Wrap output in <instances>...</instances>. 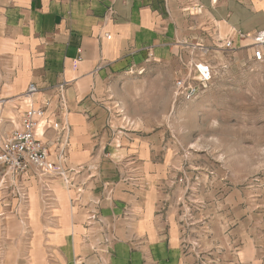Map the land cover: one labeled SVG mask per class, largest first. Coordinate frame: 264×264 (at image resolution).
Segmentation results:
<instances>
[{
	"label": "crops",
	"instance_id": "0c3cea01",
	"mask_svg": "<svg viewBox=\"0 0 264 264\" xmlns=\"http://www.w3.org/2000/svg\"><path fill=\"white\" fill-rule=\"evenodd\" d=\"M168 3L0 0V114L18 115L11 105L18 103L24 109L26 104L18 98L29 83H35L38 91L33 103L48 104L39 132L45 130L42 138L51 143L49 159L57 169L85 168L74 180L76 185L85 181L78 200L76 185L68 188L61 178L52 180L54 201L49 211L41 201L38 179L31 171L23 176L28 195L25 222L19 219L24 204H17L16 198L13 204L6 202L9 206L0 202V211L5 213L0 216V264H179L177 234L160 223L163 214L156 212L153 202L157 179L149 174L151 144L141 139L131 142L127 132H122L124 142H108L115 130L105 101L111 76L147 55L164 59L173 52L166 46L179 35L169 32L170 19L174 20L167 14ZM208 6V19L223 23L219 33L232 37L237 47L250 41L239 39L238 32L250 36L264 29V0L242 3L238 13L246 23L239 30L228 23L237 17L227 14L233 8L231 0H212ZM109 9L114 11L112 16H108ZM60 85L64 109L58 106ZM65 124L69 142L65 155L58 159L55 140L61 139ZM114 151L123 156L114 158ZM128 166H139L147 175L142 171V179H123V168ZM143 181L145 189L137 190ZM95 199L100 200L99 215L112 225L114 236L104 253H94V239L88 237L86 215ZM28 201L30 213L35 214L33 222L27 220Z\"/></svg>",
	"mask_w": 264,
	"mask_h": 264
},
{
	"label": "rangeland",
	"instance_id": "374dc122",
	"mask_svg": "<svg viewBox=\"0 0 264 264\" xmlns=\"http://www.w3.org/2000/svg\"><path fill=\"white\" fill-rule=\"evenodd\" d=\"M197 1L168 0L167 14L174 20L169 32L179 35L166 46L171 54L137 59L107 80L105 101L115 130L108 142H124L127 132L131 142L151 144L153 202L163 214L160 223L177 234L179 264H264V61L252 60L250 45L219 47L218 39L227 37L219 33L224 24L208 19L212 0ZM231 1L227 14L237 17L228 23L242 28L246 19L238 8L247 0ZM197 63L212 67L205 85ZM178 80L184 82L180 87ZM123 170V179L147 175L139 166ZM13 198L9 193L3 202L13 204ZM25 205L14 212L24 222ZM30 205L27 220L33 222ZM106 224L87 226L94 243L104 232L114 240ZM108 245L98 250L107 252Z\"/></svg>",
	"mask_w": 264,
	"mask_h": 264
},
{
	"label": "built area",
	"instance_id": "2783aa9c",
	"mask_svg": "<svg viewBox=\"0 0 264 264\" xmlns=\"http://www.w3.org/2000/svg\"><path fill=\"white\" fill-rule=\"evenodd\" d=\"M114 11L108 10V16H112ZM239 39L250 38L251 42L243 46L250 45L252 48L251 57L255 62L264 61V29L253 32L250 36L247 33L238 32ZM220 46L225 50H232L237 48L234 45L232 37L228 36L224 39H218ZM196 64V70L199 74V81L205 85L211 79L212 67L208 64ZM183 80L177 81V86L182 85ZM63 85L59 89V107L64 109L66 106L64 95L62 93ZM38 91L35 83L31 82L27 85L21 98L18 100L24 102L26 107L20 110V105L14 103L11 109L18 112L16 116H7L0 114V191L3 193L0 202L3 206H9L8 203L3 202L4 198L8 197L9 193L17 199V204H24L27 202V189L24 184V175L27 172H32L38 179L40 186V197L44 209L49 211L52 208L54 201L53 190L51 182L55 178H61L68 188L74 187L76 184L74 180L76 177L84 172V167H77L71 169H57L55 163L49 159L51 143L43 140L45 130L39 132L42 122L47 118L46 111L48 104L41 103L35 105L32 101V96ZM194 89L188 94L191 95ZM178 94V92H177ZM48 126L46 129L50 128ZM61 139L55 140L59 148L58 159L65 155V149L69 142V126L65 124ZM61 141V143L59 142ZM60 144H62L60 146ZM90 175V173H89ZM85 181H79L76 185L75 200H78L79 194L83 190ZM108 189V193H110ZM1 199H3L1 201ZM99 199L91 201V207L87 210L86 225L94 226L95 224H102L105 228L106 224L100 217L98 212ZM110 236L104 232L101 241L92 245V250L97 251L102 246L110 243ZM102 244V245H101ZM98 246V247H97Z\"/></svg>",
	"mask_w": 264,
	"mask_h": 264
},
{
	"label": "bare ground",
	"instance_id": "6f19581e",
	"mask_svg": "<svg viewBox=\"0 0 264 264\" xmlns=\"http://www.w3.org/2000/svg\"><path fill=\"white\" fill-rule=\"evenodd\" d=\"M202 65V64H201ZM201 65H200V67H201ZM2 102H0V104H1Z\"/></svg>",
	"mask_w": 264,
	"mask_h": 264
}]
</instances>
